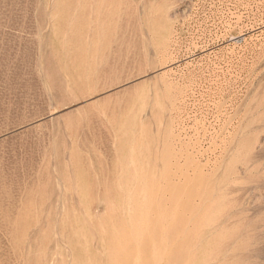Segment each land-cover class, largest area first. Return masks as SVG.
I'll list each match as a JSON object with an SVG mask.
<instances>
[{
    "label": "rangeland",
    "instance_id": "374dc122",
    "mask_svg": "<svg viewBox=\"0 0 264 264\" xmlns=\"http://www.w3.org/2000/svg\"><path fill=\"white\" fill-rule=\"evenodd\" d=\"M0 264H264V0H0Z\"/></svg>",
    "mask_w": 264,
    "mask_h": 264
},
{
    "label": "bare ground",
    "instance_id": "6f19581e",
    "mask_svg": "<svg viewBox=\"0 0 264 264\" xmlns=\"http://www.w3.org/2000/svg\"><path fill=\"white\" fill-rule=\"evenodd\" d=\"M102 6V5H101Z\"/></svg>",
    "mask_w": 264,
    "mask_h": 264
}]
</instances>
